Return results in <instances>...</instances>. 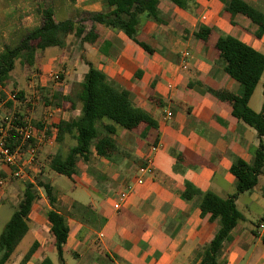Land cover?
I'll list each match as a JSON object with an SVG mask.
<instances>
[{"label": "crops", "instance_id": "0c3cea01", "mask_svg": "<svg viewBox=\"0 0 264 264\" xmlns=\"http://www.w3.org/2000/svg\"><path fill=\"white\" fill-rule=\"evenodd\" d=\"M244 1L264 13V0ZM193 2L196 6L185 10L170 0H157L159 20L141 16L137 26L136 38L144 46L120 30L96 23L93 42H81L71 33L74 39L68 40L67 35L61 47L51 46L56 48L52 53H47L49 47L35 49L32 66L18 59L24 70L36 68L40 72L37 80L44 91V105H38L31 116L37 127L45 128L46 138L37 152L31 184L40 183L38 173L46 166L41 181L49 185L54 201L50 204L44 189L37 186L28 214V242L19 249L23 237L7 262L18 264L36 243L25 264H43L46 258L53 264H200L199 251L219 227L217 220L210 221L209 215L202 213L200 201L234 193L236 177L230 165L234 158L252 165L259 143L253 127L231 116L229 100L242 86L219 61L215 42L221 35L231 36L264 54V32L259 35L256 24L229 10V0ZM0 4L4 15L0 26L5 24L8 29L3 40L13 46L26 30L41 25L39 9L43 5L53 9L57 21H77L82 13L103 10L105 0H0ZM199 24L211 29L206 43L193 35ZM90 26L91 22L85 32ZM88 63L104 74L111 87L126 94L129 106L141 119L132 128L116 125L114 133L105 129L108 121H97L95 126L107 141L108 154L98 155L92 144L89 159L76 158L71 177H67L49 167L52 157H64L75 144L70 134L55 138L56 124L79 118L81 103L75 101L71 106L68 100L59 101L54 96L74 98ZM58 71L60 78L55 80L51 74ZM263 83L264 72L248 101L254 112L261 110ZM1 86L0 92L6 94V84ZM30 87L17 93L19 109L33 103L31 97L38 90ZM166 109L172 112L169 120L163 119ZM6 115L7 110L1 109L0 120ZM148 159L154 174L134 184L126 201L114 209L118 193L134 183L137 168ZM0 178L4 226L26 182L4 170ZM75 202L89 205L103 222L95 215L83 218L80 212L72 213ZM7 204L10 207H4ZM235 205L244 220L222 242L219 260L221 264H264V244L255 231L264 216V162L256 185L239 194ZM258 207L263 214L256 213ZM49 209L64 215L68 225L62 261L53 246Z\"/></svg>", "mask_w": 264, "mask_h": 264}, {"label": "trees", "instance_id": "16d2710c", "mask_svg": "<svg viewBox=\"0 0 264 264\" xmlns=\"http://www.w3.org/2000/svg\"><path fill=\"white\" fill-rule=\"evenodd\" d=\"M69 1L74 2L75 0ZM170 1L185 10L196 6L193 0ZM156 5L157 0H105L103 10L87 13V18L91 22L87 32H85L84 25H81L83 20L79 22L71 19L57 21L54 18L53 9L49 5H43L39 9L42 18L41 25L26 30L17 44L6 45L0 50V85H4L8 80L16 59L29 66L33 65L35 49L43 50L51 46L61 47L65 37L71 33L81 42H93L96 38L94 31L96 23L120 30L132 41L144 46V43L136 38L139 19L141 16H152L159 20ZM228 9L244 15L256 24L259 35L264 32V13L244 0H229ZM210 32V27L199 24L193 35L206 43ZM215 48L218 50L219 61L225 63L226 72L242 86L241 91L229 100L232 107L231 116L253 127L256 130L259 143L254 151L252 165L241 158H234L232 161L230 172L236 177L234 193L226 198L209 196L200 201L199 207L202 213L208 214L210 221L217 220L219 224L213 238L198 253L200 264H221L219 253L222 242L228 238L232 228L244 220V216L236 208L235 200L239 194L251 190L256 185L260 166L264 162V143L262 142V136H264V83L261 110L254 112L248 105V101L264 72V54L231 36H219L215 42ZM88 65L83 81L77 84L78 91L73 96L74 98L70 95L66 97L54 96L59 101L68 100L71 106L75 101L81 103L82 114L79 118L68 121L60 120L56 124L55 138L60 140L64 134H70L75 140V144L69 148L64 157L60 154L52 157L49 167L67 177H71L76 158L85 161L89 159L92 144H94L98 155L108 154L107 141L95 126L97 121H108V123H104V127L107 131L114 133L116 125L132 128L141 119V114L129 106L126 94L111 87L100 70L91 63ZM15 95L16 98H19L18 94ZM34 125L37 127L35 123ZM10 144H13L12 141ZM37 186L44 189L50 204H53L54 197L49 185L41 182L37 185L24 183L21 198L0 232V264L9 260L21 239L28 232V214L33 200L37 197ZM71 211L72 213L80 212L83 218L95 215L96 219L99 218L100 222H103L101 217L93 213L89 205L75 202L71 206ZM47 219L50 224V233L54 239L53 246L59 260L62 261V250L68 234L66 218L55 210L49 209ZM261 220H264V216L258 222ZM261 238L264 244V233ZM35 248L36 243H33L18 264H25ZM43 264L53 263L46 258L43 260Z\"/></svg>", "mask_w": 264, "mask_h": 264}, {"label": "built area", "instance_id": "2783aa9c", "mask_svg": "<svg viewBox=\"0 0 264 264\" xmlns=\"http://www.w3.org/2000/svg\"><path fill=\"white\" fill-rule=\"evenodd\" d=\"M52 77L57 80L59 75L54 74ZM0 90H2L1 85ZM8 99L15 101V93H10L5 100H0V108L6 104ZM171 117V110H164L163 119L169 120ZM45 138V128L35 127L30 112L3 116L0 120V171L4 170L7 175L15 179L31 183L33 179L31 173L37 164V152ZM11 141L13 144H10ZM155 149L156 145H153L152 150ZM153 174L152 162L148 159L137 168V177L134 183L118 193L113 208L121 207L134 184H141L146 176ZM1 180L0 178V183ZM255 231L258 236L263 235L264 220L257 223Z\"/></svg>", "mask_w": 264, "mask_h": 264}, {"label": "rangeland", "instance_id": "374dc122", "mask_svg": "<svg viewBox=\"0 0 264 264\" xmlns=\"http://www.w3.org/2000/svg\"><path fill=\"white\" fill-rule=\"evenodd\" d=\"M3 6L0 4V7ZM3 10H0V21L1 19H3ZM75 18V17H74ZM81 25H84V27L86 25H88L90 23V21L88 20L87 18V13H82L80 15L77 16V21H81ZM86 20V21H85ZM87 22V23H85ZM8 32V29L6 28V25H2L0 26V50L6 46L7 44L4 43V36H2V34ZM74 37H72L71 35L68 36V40H73ZM10 43H8L9 45ZM56 50L55 47H49L47 48V53H52ZM16 66L14 68V70L12 71V74L10 76V79L9 81H7L5 84V90H6V94L3 93V92H0V100H5L6 99V95L10 94V93H15L17 94L21 89H24L25 87L28 88L29 85H31L30 89H33V90H38L37 93H35L34 95L35 96H32L31 97V100H32V104L30 102V104L26 105L25 108H21L19 109L18 106H16V104L19 102V99L16 98V100L13 102L12 100H9L11 102L10 106L7 105V102L4 106H2L0 108L1 109H5L7 110L8 112V115H12V114H21V112H19L20 110L22 111L23 110V113H27V112H33L34 109H37L38 107H40L42 104L44 105V103H42L43 99H41V97L43 96V90L40 89V86H39V83H38V74L40 73L36 68H31V69H27V70H24L22 65L20 64L19 60L16 59ZM59 72V71H58ZM61 72L59 73H56V74H60ZM51 75H54L53 73ZM50 75V76H51ZM49 76V77H50ZM60 78V77H59ZM59 78L57 80H59ZM17 97V96H16ZM43 98V97H42ZM40 105V106H38ZM32 120H34V118L32 117ZM34 123V121H33ZM46 169V166H43V172H39L38 173V179H39V182L42 183V173H44ZM40 189H42L40 187ZM43 190V189H42ZM21 198V197H20ZM20 200V199H19ZM19 202V201H18ZM17 202V203H18ZM16 203V205H17ZM4 207H10L8 204ZM256 213L258 214H263L262 212V209L260 207L256 208L255 209ZM10 212V211H9ZM5 215L6 213H4L3 211L0 210V232L2 230V226H3V222H4V219H5ZM28 239H29V235H25L20 246H19V249H22L28 242ZM6 264H11V262H7Z\"/></svg>", "mask_w": 264, "mask_h": 264}]
</instances>
